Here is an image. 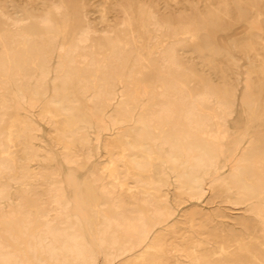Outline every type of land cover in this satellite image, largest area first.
<instances>
[{
  "label": "bare ground",
  "instance_id": "obj_1",
  "mask_svg": "<svg viewBox=\"0 0 264 264\" xmlns=\"http://www.w3.org/2000/svg\"><path fill=\"white\" fill-rule=\"evenodd\" d=\"M182 1L0 0V264H264V0Z\"/></svg>",
  "mask_w": 264,
  "mask_h": 264
},
{
  "label": "rangeland",
  "instance_id": "obj_2",
  "mask_svg": "<svg viewBox=\"0 0 264 264\" xmlns=\"http://www.w3.org/2000/svg\"><path fill=\"white\" fill-rule=\"evenodd\" d=\"M110 1V0H109ZM180 4L174 5L171 4L172 8L175 7H181L183 5V1L179 0ZM210 1L213 0H202L201 6L204 8V6H207ZM86 2V11L89 14L90 19H93V23L96 27L99 26L98 21V6L100 2H103V0H85ZM108 2V1H107ZM107 8H109L107 6ZM111 17V14L109 15ZM214 40H213V46L217 50V55H215L213 59V64L217 66H222L225 63V59L229 61L231 64V74L230 81L235 85L237 90V95L239 94V91L242 87V80L245 78V75L247 71L249 70L250 62L248 59H246L245 55L239 51H236L232 46L231 42H237L240 43L244 40L246 37V31L243 27L240 25H233L230 27L225 28L222 31H216L214 33ZM264 43V41H262ZM183 57L185 59H188L191 61L196 69V71L199 74L206 75L210 72L205 69V67H202L201 60L196 57V54L194 50L191 47H185L183 49ZM212 81H217V75L211 74ZM264 98V93H263ZM235 114L230 119V122L232 123L231 126H234L235 128H241L243 123L246 120V114H244L242 107L240 106L239 102H236L235 107ZM33 121L35 125L38 127L40 134L43 139V143H40V145H44V150H48L49 148L55 149L53 145L50 143L48 139V125L41 121L39 118L36 117V115L33 116ZM92 146V145H91ZM92 160L94 159L95 162L100 161V156L95 154L94 148L92 149ZM13 190V189H11ZM171 193V192H170ZM179 209L182 210V212H189L192 209H200L205 215H213L216 217L217 211L222 212V214L225 216L223 217L224 222H228L229 225H235V220L238 219L241 216V211L237 210L234 207H231L226 204H220L218 201H214L211 203V200L208 196H204L201 201L197 204V207H191L188 202L181 203L178 206ZM219 218H215L217 220Z\"/></svg>",
  "mask_w": 264,
  "mask_h": 264
}]
</instances>
